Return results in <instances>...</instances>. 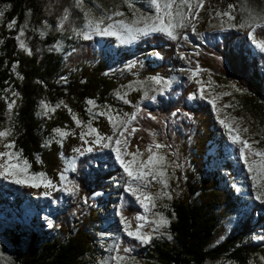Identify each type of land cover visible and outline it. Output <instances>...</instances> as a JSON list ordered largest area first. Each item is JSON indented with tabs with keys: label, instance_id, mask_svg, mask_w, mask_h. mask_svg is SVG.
Returning <instances> with one entry per match:
<instances>
[{
	"label": "trees",
	"instance_id": "trees-1",
	"mask_svg": "<svg viewBox=\"0 0 264 264\" xmlns=\"http://www.w3.org/2000/svg\"><path fill=\"white\" fill-rule=\"evenodd\" d=\"M31 1L0 0L8 8L5 20L22 22ZM237 3L238 0H207L200 12L203 21L196 28L197 34L209 30L210 8ZM240 37L237 31L230 30L222 34L221 43L215 38L212 47L200 45L196 60L205 75L209 74L219 85L234 87L243 111L261 118L264 123V56L255 54L253 47ZM255 37L264 41V27L256 31ZM77 47L66 61L52 53L29 55L18 51L6 26L0 27V123L5 120L12 88L18 96L13 126L16 148L34 173L43 172L55 182L62 170L61 154L69 156L80 143L78 135L70 136L62 147L50 143L54 130L74 128L70 112L90 122L85 109L88 100L115 105L114 92L134 80V75L109 74L111 56L94 52L89 41L79 42ZM187 50L161 35H154L140 39L134 48H121L116 53L122 62L137 61L140 68L135 74L142 79L156 75L168 78L180 66L176 55ZM153 51L161 56L160 61L148 59ZM63 76L66 79L61 81ZM198 88L195 82L183 80L164 99L158 98L154 107H141L135 123L137 129L129 143L130 152L139 149L145 157L148 156L146 149L158 143L163 146L161 152L166 157L172 239L157 244L149 256L154 264H206L222 257L247 264L254 255L264 253L261 244L253 242V235L260 227L264 232L263 208L255 203L250 213L245 210L242 217L233 220L242 211L226 187L227 179L234 176L233 165L231 161H224L223 152L215 150L217 129L210 105L203 100L188 101V96ZM141 96L139 92L131 95L134 106L140 104ZM45 100L54 104L63 102L67 108L57 110L50 120L44 121L38 110ZM126 108L132 113L135 111L133 107ZM94 125L105 135L111 132L105 121ZM224 171L229 173L226 178L221 176ZM121 174L110 152L97 149L79 159L73 177L78 201L60 205L61 213L54 217L50 233H43L42 227L39 228L38 217L29 226L10 223L9 209L20 214L29 204L39 214L42 206H51L49 201L45 204L42 201L43 190L0 180V215L4 216L0 219V237L11 248L14 262L84 264L104 208V204H97L99 209H94L93 194L107 189V183ZM138 212L136 207L124 211L126 217ZM253 214H257L256 223ZM52 233L55 235L51 236ZM218 237L224 240L214 246Z\"/></svg>",
	"mask_w": 264,
	"mask_h": 264
},
{
	"label": "rangeland",
	"instance_id": "rangeland-1",
	"mask_svg": "<svg viewBox=\"0 0 264 264\" xmlns=\"http://www.w3.org/2000/svg\"><path fill=\"white\" fill-rule=\"evenodd\" d=\"M207 0H204V4ZM195 3V0H192ZM131 5V7L129 6ZM203 9V8H202ZM202 9H194V13L198 12V17L195 15L190 18L192 24L195 25V31L192 30V25L184 29L178 30L179 38L177 40H171L167 36L161 33H152L150 35H141L136 32L128 33L121 29H117L118 35H92L90 39H84L83 33L88 31L85 27L87 20L89 18L99 20L104 19V25L109 23H114L118 21H124L129 25H134L137 28L144 27L142 18H150L155 15L154 8L151 6L150 0H82L79 3L78 0H32L26 6L25 18L22 22L18 23L15 21L13 27L8 25L12 22H7L5 20V13L8 8L0 4V27H5L9 31L12 37L15 39L18 51L24 52L29 55H45L47 53H52L57 55L63 61H66L75 53V49H78L79 42L89 41L94 52L107 53L111 56V67L108 73H116L117 75H134V80L121 86L113 94V99L115 105H103L98 104L95 101L94 105H89L88 100L85 104V109L90 122L83 121L77 114L72 113V120L74 123V128L69 129H56L54 130L50 143H56L60 147L68 140L70 136L78 135L77 139L80 145L74 149V151L66 156L61 154L62 158V170L58 175V181H53L46 174L48 179H51L54 184L58 186L60 190H50V195L45 196L42 194V201H49L51 206H42L41 212L35 211L34 207H30L29 204L22 208L19 214L15 209H9L11 214L10 223H18L20 225L29 226L31 220L38 217L39 228L42 227L43 233L53 232L54 217L61 213L60 205H65L71 202L78 201V190L75 194H70L63 191L64 184L67 183L69 186L75 184L74 176L76 174V166L79 159L93 154L97 149L100 151L110 152L114 158V161L119 165L122 170L121 177H114L109 183H107V189L103 190L105 192H99L92 197V202L95 204L94 209H99V205L104 204V208L101 212L102 222L99 225V230L95 233L94 241L92 243V250L88 253L86 258L83 260L84 264H115V261L109 259L113 255L124 256L125 259L121 264H154L153 258L149 256L152 253V249L157 244L171 241L172 233L170 230V224L172 217L170 214V209L168 201L170 199V187L167 175V187H164L159 181H151L146 188H141V191H147L154 198L155 207L151 208L150 211L145 212L140 202L136 199V196L132 195L130 192L125 191L127 188V182L129 177L124 173L123 168L115 157V144L113 143L111 147H101L99 144H93L92 141L95 139L94 135H87L83 139L81 138L82 132L88 131V126L91 125L93 129H96L102 136H113L112 125L106 115H98L101 112H111L113 116H119L121 119H127V115H131L136 112L137 106L141 107L152 106L154 107L159 99H164L165 96L173 92L174 89L180 87L183 80L189 82H195L198 85L197 95H189V103H193L196 100L205 101L212 110L215 116V128L216 130V147L215 150L223 152L225 159L224 161H231L234 169V176L231 175L227 179L226 187L228 191L233 194L235 199L239 203L242 211L236 213L233 220L237 221L238 218L242 217L243 212L246 210L250 213L253 205L258 203L264 212V203L256 199L257 196L264 198V188L259 186V182L254 183L247 166L244 164L243 159L240 156L239 146L233 145L229 139L228 129L221 124L224 120L231 124L233 127H239L242 139H247L250 144L253 145L254 149L264 151V123L261 118H255L254 116L243 111V107L239 103L237 96L238 92L234 87L221 86L215 82L212 77L208 74L205 75V71L200 68L199 63L196 60L197 51L200 49V45H211L210 40L218 39V42H222L221 33L228 32L230 30L237 31L241 38L247 41L253 51L257 55H263L264 51H261L256 45L260 42L255 37L256 42H254L252 35L253 28H255L254 35L256 31L264 27V0H238V3L233 6L231 5V15L234 19L229 20L227 16L217 15V13H224L230 10L228 7H219L218 5L210 8L208 10V16H210L209 25L210 28L204 34H197L196 28L199 23H201L202 16L200 12ZM68 12V19L63 20L65 12ZM122 12L123 16H113L115 12ZM187 11V9H185ZM86 13L88 14L86 16ZM253 16L256 18L253 19ZM112 17L111 20L108 18ZM137 20H141L139 24L136 23ZM259 24L260 27H256ZM61 25H63L61 27ZM21 30L24 35H20ZM80 33V34H78ZM161 35L168 40L174 41L178 47L188 48L185 53H178L177 59L180 61V66L174 71L168 78L163 76H153L142 79L135 74L138 71L139 63L135 60L122 62L119 60L118 54L116 53L118 49L121 48H134L135 44L140 41V39ZM187 36V39H184ZM23 41L29 51L20 47V41ZM199 40V41H198ZM201 43V44H199ZM212 44V43H211ZM148 59L160 61L161 56L157 51L149 53ZM199 69L197 75L193 76V72ZM14 74L17 76L16 71ZM153 78H160L163 82L162 84H156ZM66 76L60 78L64 81ZM199 81L200 83H197ZM203 85V98H201L200 88ZM139 92L142 96L140 98V104L134 106L131 102V95ZM15 94V95H14ZM147 94V95H145ZM195 96V98H192ZM123 97V99L121 98ZM154 97V99H153ZM159 98V99H157ZM9 103L15 102V106L12 108L11 112L7 109V113L4 117V122L0 123V131L11 129V135L6 138V140H0V151H4L3 144L6 142H14V120L16 116V107L18 102L17 92L14 89L9 90ZM127 101V102H126ZM213 101V103H210ZM44 105H48L45 108ZM126 107H133L135 111L132 113L128 111ZM67 106L63 102H58L56 104L51 103L47 100L40 103L38 115L41 119L50 120L51 117L57 110L65 109ZM49 109H54L50 111ZM78 118L82 123L77 126L76 121L73 117ZM105 121L108 127L111 129L109 134H104L94 125V122ZM136 120L129 125V128H135ZM123 126H121L122 129ZM247 129V131H244ZM63 131L67 133L66 136L61 137L58 132ZM128 140V146L126 151L130 152L128 147L132 139L133 134H125ZM118 138V133L114 137ZM85 140L88 143H85ZM15 144V142H14ZM218 144V146H217ZM91 147L93 150L91 152H84L83 155L77 151H84L85 149ZM123 150V149H122ZM13 151L20 152L15 148ZM134 150L131 153H135ZM162 154V148L158 150ZM21 153V152H20ZM142 153V152H141ZM21 159L25 160L22 155ZM125 159H131L130 156L125 155ZM142 159H147L143 155ZM252 159V157H250ZM220 162V163H224ZM74 163V168H73ZM218 165L217 163L215 164ZM224 167V165H223ZM164 170L167 173V165H165ZM30 172L32 168H30ZM41 173V172H40ZM43 173V172H42ZM67 176V181H61V174ZM229 173L224 171L221 174L223 178H226ZM6 184H14L17 186H25L22 184L13 183L10 179H5L0 176ZM226 180V179H225ZM77 186V185H76ZM28 187V186H25ZM32 188V187H31ZM42 189L43 193L45 189ZM57 195V196H55ZM129 198H128V197ZM52 197H54L52 201ZM124 197V199H123ZM34 201L36 199L34 198ZM99 204V205H97ZM129 207H136L139 212L132 217L125 216L124 211ZM64 208V207H63ZM40 210V209H39ZM15 213V214H12ZM121 215L130 222L131 228L135 230L137 224H143L142 231L146 234H150L152 239L149 243H141L129 237L126 232H124V223L121 221ZM253 220L256 223L257 214H253ZM143 216L145 219L139 221L137 217ZM163 216L167 221V225L160 226L157 229V222L160 217ZM4 216L0 215V219ZM233 221V222H234ZM233 225V224H232ZM264 225V224H263ZM261 225V226H263ZM55 234L52 233L51 236ZM224 240L223 237H218L215 240L214 246L219 244ZM253 242L261 244V249L264 250V232L263 228L260 227L258 232L253 235ZM119 248V252L110 251L114 246ZM128 249V251H125ZM0 264H16L13 259L12 250L7 244V242L0 237ZM206 264H239L236 261L222 257L214 262H207ZM247 264H264V253L254 255Z\"/></svg>",
	"mask_w": 264,
	"mask_h": 264
},
{
	"label": "snow or ice",
	"instance_id": "snow-or-ice-1",
	"mask_svg": "<svg viewBox=\"0 0 264 264\" xmlns=\"http://www.w3.org/2000/svg\"><path fill=\"white\" fill-rule=\"evenodd\" d=\"M79 3H82V0H78ZM151 6L154 8L155 15L150 18H142L144 27L137 28L134 25H129L124 21H118L114 23H109L106 26L104 25V19L101 18L99 20H95L89 18L87 20V24L85 25L88 31L83 33L84 39H90L92 35H118L117 29H121L125 32L132 33L136 32L141 35H150L152 33H161L167 36L171 40H177L179 38L178 30L184 29L189 25H192V30L195 31V25L192 24V18L194 15L198 17V12L194 13V9H202L204 7V0H195V3L192 0H150ZM131 7V5H129ZM187 9V11H185ZM2 15V13H0ZM68 12H65L63 20L66 21L68 19ZM88 14L86 13V16ZM122 12H115L113 16H123ZM217 15L227 16L229 20L234 19L231 15V6L228 12L217 13ZM256 17L253 16V19ZM109 20L112 17L108 18ZM141 20H137L136 23L139 24ZM15 21H13L8 26L13 27ZM63 25H61L62 27ZM256 27H260L259 24H256ZM255 28H253V32L250 33L252 35L254 42L255 40ZM80 34V33H78ZM24 33L21 30L20 35L17 37L20 40V37L23 36ZM184 39H187V36H184ZM261 51H264V41L257 42L256 45ZM20 47L29 51L24 44V42L20 41ZM29 54L31 52L29 51ZM199 69L193 72V76L197 75ZM156 84H162L163 82L160 78H153ZM197 83H200L197 81ZM201 98H203V85L200 88ZM15 95V94H14ZM147 95V94H145ZM123 99V97H121ZM192 98H195L193 96ZM154 99V97H153ZM127 102V101H126ZM89 105H94L93 101H88ZM213 103V101H210ZM15 106V102L8 104V110L11 112L12 108ZM45 108H48V105H44ZM50 111H54V109H49ZM69 111H71L69 109ZM142 110L137 106V110L135 113L131 115H127V119H121L119 116H113L111 112H101L98 115H106L109 123L112 125L113 136H102L96 129H93L91 125L88 126L87 132H82L81 138L83 139L87 135H94L95 139L92 141L93 144H99L101 147H111L112 144H115V157L116 160L120 163V166L123 168L124 173L129 177V181L127 182L126 190L130 192L132 195L136 196V199L140 202L144 211H150L151 208L155 207L154 198L147 191H141V188H146L147 185L151 181H159L163 184L164 187H167V173L164 170L166 165V157L159 153V149L163 146L160 144H153L149 146L146 151L148 153L147 159H142L143 153L137 149L135 153L127 152L128 140L126 137V133L131 134L136 131L135 128H129V125L133 121L137 119V116L140 114ZM76 121L77 126L81 125V121L73 117ZM155 119V117H152ZM221 124H223L228 129L229 139L233 145L239 146L240 156L243 159L244 164L247 166V170L251 175V178L254 183L259 182V186L264 188V151L257 150L253 148V145L248 142L247 139H242L240 134L239 127H233L231 124L222 120ZM121 126L122 129H121ZM244 131H247L245 129ZM118 133V138L114 137ZM11 135V129H7L4 131H0V140H6L8 136ZM58 135L64 137L67 133L60 131ZM85 143H88L85 140ZM4 151H0V176L5 179H10L13 183L22 184L32 188H41L45 189L43 193L45 196H49L50 190H60L56 184L52 182L51 179H48L44 173H31L30 168L31 165L27 160L21 159V153L13 151L15 148L14 142H6L3 144ZM123 149V150H122ZM93 149L91 147L85 149L84 151H80L81 155L84 152H91ZM125 155L130 156L131 159L126 160ZM252 157V159H250ZM74 168V163H73ZM61 181H67V176L63 173L61 174ZM65 192L70 194H75L78 190L76 185L69 186L67 183L64 184L62 189ZM264 195V193H262ZM256 199L260 200L261 203H264V198L261 196H257ZM139 221H143L145 217L140 216L137 217ZM121 221L124 223V232L127 233L129 237L140 241L141 243H149L152 239L150 234H146L142 231L143 224H137L135 230L131 228L130 222H128L123 215H121ZM168 221L161 216L159 221L157 222V229L160 226L167 225ZM110 251L119 252L118 245L114 246ZM128 251V249H125ZM110 260L115 261V264H121V262L125 259L124 256L119 254L113 255L109 257Z\"/></svg>",
	"mask_w": 264,
	"mask_h": 264
},
{
	"label": "built area",
	"instance_id": "built-area-1",
	"mask_svg": "<svg viewBox=\"0 0 264 264\" xmlns=\"http://www.w3.org/2000/svg\"><path fill=\"white\" fill-rule=\"evenodd\" d=\"M192 95H197V92L195 94H192ZM211 109H212V106H211Z\"/></svg>",
	"mask_w": 264,
	"mask_h": 264
}]
</instances>
